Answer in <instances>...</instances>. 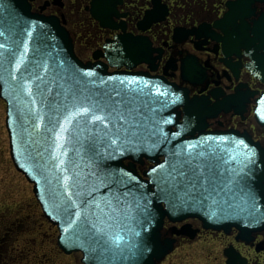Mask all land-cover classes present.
Listing matches in <instances>:
<instances>
[{
    "label": "water",
    "instance_id": "95a60500",
    "mask_svg": "<svg viewBox=\"0 0 264 264\" xmlns=\"http://www.w3.org/2000/svg\"><path fill=\"white\" fill-rule=\"evenodd\" d=\"M31 7L0 0V95L13 161L35 183L62 249L82 250L86 264H157L172 249L162 237L166 216L246 235L263 228L258 142L237 132L189 140V117L173 129L188 98L180 88L83 62L60 19ZM257 115L264 123V93ZM160 155L167 160L147 172L150 180L125 162ZM228 256L229 264H248L236 251Z\"/></svg>",
    "mask_w": 264,
    "mask_h": 264
},
{
    "label": "flooded vegetation",
    "instance_id": "af4514ba",
    "mask_svg": "<svg viewBox=\"0 0 264 264\" xmlns=\"http://www.w3.org/2000/svg\"><path fill=\"white\" fill-rule=\"evenodd\" d=\"M31 3L33 10L61 18L74 38L78 55L85 61H107L103 53L109 39L122 34L141 36L149 43V51L134 70L163 76L187 87L191 97H209L212 105L216 102L214 98L241 95L240 103L209 111L206 122L214 130L247 131L264 146V125L254 114V101L257 93L264 90V82L246 66L251 61L249 53L264 47V0H31ZM91 38L92 42L87 40ZM185 63H196L197 69L193 66L184 72ZM147 164L150 163L138 167L146 168ZM164 237L172 240L175 250L159 264L166 263L179 246L186 248L202 241L206 246L221 249V256H215L220 264H228L230 251H240L244 257L264 264V229L244 240L235 228L225 232L205 227L198 218L179 222L167 219Z\"/></svg>",
    "mask_w": 264,
    "mask_h": 264
},
{
    "label": "rangeland",
    "instance_id": "374dc122",
    "mask_svg": "<svg viewBox=\"0 0 264 264\" xmlns=\"http://www.w3.org/2000/svg\"><path fill=\"white\" fill-rule=\"evenodd\" d=\"M58 233L44 216L33 184L12 160L6 102L0 97V264H82L80 252L66 254L59 248ZM204 242L179 246L164 264H220L215 256L221 249Z\"/></svg>",
    "mask_w": 264,
    "mask_h": 264
},
{
    "label": "trees",
    "instance_id": "16d2710c",
    "mask_svg": "<svg viewBox=\"0 0 264 264\" xmlns=\"http://www.w3.org/2000/svg\"><path fill=\"white\" fill-rule=\"evenodd\" d=\"M3 238H4L3 236H2V237H0V249H1L2 245H3V244H2V242H3V241H2V240H3ZM10 263H12V262H10Z\"/></svg>",
    "mask_w": 264,
    "mask_h": 264
}]
</instances>
